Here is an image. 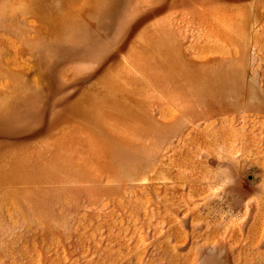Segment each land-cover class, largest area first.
Listing matches in <instances>:
<instances>
[{"label": "rangeland", "instance_id": "1", "mask_svg": "<svg viewBox=\"0 0 264 264\" xmlns=\"http://www.w3.org/2000/svg\"><path fill=\"white\" fill-rule=\"evenodd\" d=\"M0 264H264V0H0Z\"/></svg>", "mask_w": 264, "mask_h": 264}]
</instances>
